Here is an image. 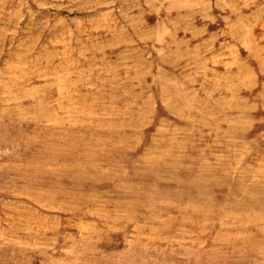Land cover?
Returning <instances> with one entry per match:
<instances>
[{"label": "rangeland", "instance_id": "rangeland-1", "mask_svg": "<svg viewBox=\"0 0 264 264\" xmlns=\"http://www.w3.org/2000/svg\"><path fill=\"white\" fill-rule=\"evenodd\" d=\"M0 264H264V0H0Z\"/></svg>", "mask_w": 264, "mask_h": 264}]
</instances>
